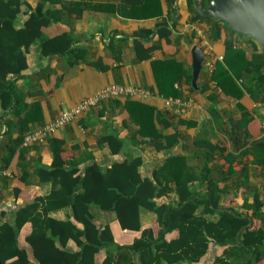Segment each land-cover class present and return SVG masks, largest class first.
<instances>
[{"label":"crops","instance_id":"crops-1","mask_svg":"<svg viewBox=\"0 0 264 264\" xmlns=\"http://www.w3.org/2000/svg\"><path fill=\"white\" fill-rule=\"evenodd\" d=\"M22 1L33 8L40 2ZM133 3L137 2H47V9L60 11L62 15L59 21L44 29V36L53 37L67 32L74 38V42L68 54L49 56L43 55L40 44L35 43L27 55L28 70L14 78L17 92L28 106L25 115L31 117L28 132L41 129L63 112L74 108L85 98L95 96L111 84L139 87L148 93L102 100L66 126L47 134L42 142L32 146L16 145L15 140L27 131H21L19 117H14L11 112L4 114L0 107V226L10 220L20 207L33 202L36 197H45L58 188L56 178L45 181L38 171L41 166L50 167L54 161L50 139L62 142L59 150L63 161L78 162L81 171L93 161L103 168H108L114 162L140 156L143 159L140 172L143 177H152L154 170L160 171L173 155L185 156L187 163L199 172L207 154L205 147L201 148L195 144V140L201 136L214 145L225 147L224 152L215 151L214 158H211L209 163L217 167L213 175L220 180V187L229 189L227 196H223L222 206H232L251 215L252 210L242 207L245 199L253 202L255 192L264 199V169L260 165H254V155L251 152L241 155L242 150H249L255 142L264 137V98L260 95L259 99H255L246 90L242 97L236 98L224 93L212 79L216 62L223 61L226 54L227 39H232L235 47L243 49L248 60L264 51L261 45L247 35L232 34L225 27L221 37L213 39L210 35L211 24L207 20L192 21L194 13L190 10L188 0H175L176 14L173 17L169 14L166 0L155 2L154 9H158V6L161 8V13L156 16L130 17L126 13L132 11ZM22 10L17 19L18 27L23 26L29 16L25 6ZM164 24H167L171 31L169 41L157 33ZM142 31L151 33L142 38L138 34ZM153 44L156 45L155 49L152 52L146 51V48ZM196 45L203 50L205 60L197 80V88H194L187 76L190 74L193 79L192 48ZM167 59L176 60L186 73L176 85L180 95L175 97L186 103L184 106H167L168 98L159 93L154 64ZM208 62L213 64L212 70L207 67ZM190 99L193 100L192 103H188ZM130 101L150 105L155 109V114L165 115L172 125L164 126L155 117L157 130L164 136L177 133L179 141L168 149L156 148L150 137L142 136L140 125L132 115L134 108L128 107ZM241 107L250 113L249 137L245 136L247 128H240V125L243 126L244 117ZM213 108L219 110L221 115L217 123L212 116ZM8 121H11L10 125ZM228 131L241 139L232 143L228 138ZM108 134H115L123 140L124 147L121 152L112 153L108 144H100V139ZM163 144L165 145V141ZM14 146L17 149L7 165L6 158ZM235 156L238 158L231 164L228 158ZM159 173L164 176L163 171ZM195 186L199 192H207L206 184L196 181ZM82 191L83 189L79 188L77 192ZM176 199V193L172 192L163 194L159 201ZM144 210L147 209L141 210L143 229L151 227L157 236L159 224L156 214L147 210L148 214L144 215ZM91 211L99 226L110 223L116 241L120 244L132 243L135 237L141 234L138 231L122 230L112 211H105L96 206H92ZM49 216L57 220L71 218L77 226L82 227L74 218L71 205L52 210ZM208 217L216 219L217 215ZM31 230V224L27 223L20 233L19 241L24 247H29L26 237ZM177 236L178 233L173 232L167 238L171 240ZM68 246L74 251L80 250L73 239L68 241ZM227 249L228 247L212 243L205 257L196 264H211L217 257H224L233 263V257L227 259ZM105 256L106 251L102 250L99 261ZM31 260L30 264H36L33 257Z\"/></svg>","mask_w":264,"mask_h":264},{"label":"trees","instance_id":"trees-1","mask_svg":"<svg viewBox=\"0 0 264 264\" xmlns=\"http://www.w3.org/2000/svg\"><path fill=\"white\" fill-rule=\"evenodd\" d=\"M60 1L40 0L33 8L22 0H0V107L4 114L11 112L14 117H19L21 131H27L31 117L25 115L28 106L18 94L14 78L28 70L30 48L39 43L45 56L66 55L72 50L74 38L71 34L64 32L53 37L44 36V29L59 21L62 15L60 11L47 9L46 4ZM133 1L137 3H133L132 11L126 13L130 17L147 18L161 13L159 6L154 9L158 0ZM166 2L170 16H175V0ZM188 2L194 13L192 21L207 20L211 24L210 35L213 39L221 37L223 27L237 34L224 21L197 12L193 0ZM210 2L205 0V7ZM23 6L27 8L29 16L23 26L18 27L17 19L23 12ZM168 27L164 24L157 30L159 36L167 41L171 34ZM150 33L142 31L138 34L143 38ZM155 47L153 44L146 51L152 52ZM138 48H141V44ZM154 68L159 93L167 98L178 97L180 91L176 85L186 74L180 64L174 59H167L156 62ZM187 77L191 83L192 75ZM212 79L224 93L236 98L242 97L244 90L255 99H259L260 95L264 98V51L248 60L245 51L235 47L232 39H227L226 54L223 61L216 62ZM128 107L134 108L132 115L140 125L142 136L150 137L156 148L168 149L179 141L177 133L164 136L157 130L155 117L164 126H171L172 122L161 113L155 114L152 106L130 101ZM241 109L243 126L238 125L241 129L247 128L245 136L249 137L250 113L244 107ZM211 112L217 123L221 116L219 110L213 108ZM7 123L10 125L11 121ZM27 132L15 140L16 145H23ZM227 135L232 143L241 139L231 131ZM50 143L54 161L50 167L41 166L38 171L45 181L56 178L59 186L49 195L36 197L33 202L20 207L10 220L0 226V264H30L32 257L36 264H196L205 257L212 243L228 247L225 253L227 259L233 257V263L224 257H217L211 264H264V199L257 192L253 202L245 199L242 207L252 210L251 215L232 206H222L223 196H227L229 189L220 187V180L213 175L217 167L209 163L215 151L224 152V146L214 145L210 140L198 136L195 144L205 147L207 153L199 172L187 163L185 156L173 155L160 168L164 176L156 169L152 177H143L140 172L143 159L140 156L114 162L108 168L93 161L81 171L78 162L63 161L59 150L62 146L60 140L50 139ZM100 144H108L112 153H119L124 147L123 140L115 134L103 136ZM16 149L15 146L10 149L7 165ZM248 152L254 155V165L264 169V137L249 150H242L241 155ZM237 158L228 159L233 164ZM196 181L206 184L207 192H199ZM79 188L83 191L77 192ZM172 192L176 193V200L159 201L163 194ZM68 205L73 207L74 218L82 227L77 226L71 218L57 220L49 216L50 211ZM92 206L112 211L122 230L138 231L141 232L140 236L129 244L118 243L110 223L97 224ZM142 209L156 214L159 224L157 236L151 227L143 229ZM209 215L217 217L210 219ZM27 223L31 224L32 230L26 237L29 247H24L20 244L19 236ZM173 232L178 233L177 238L168 240L167 236ZM70 239L76 241L79 251L69 248ZM102 250L106 251V256L100 262Z\"/></svg>","mask_w":264,"mask_h":264},{"label":"water","instance_id":"water-1","mask_svg":"<svg viewBox=\"0 0 264 264\" xmlns=\"http://www.w3.org/2000/svg\"><path fill=\"white\" fill-rule=\"evenodd\" d=\"M194 9L200 14L214 20H221L238 34L255 39L264 50V0H211L205 7V0H193ZM193 79L197 88L205 54L198 46L192 48Z\"/></svg>","mask_w":264,"mask_h":264},{"label":"built area","instance_id":"built-area-1","mask_svg":"<svg viewBox=\"0 0 264 264\" xmlns=\"http://www.w3.org/2000/svg\"><path fill=\"white\" fill-rule=\"evenodd\" d=\"M207 67L209 69H213V64L208 62ZM148 91L133 86H125L120 84H111L105 88H103L98 94L92 97L85 98L82 100L78 105L74 108L63 112L59 115L54 121L50 122L46 126L42 127L33 132H27L25 139H24V146H32L37 143L42 142L46 135L53 132L58 128H62L72 122L75 118L79 117L84 112L88 111L93 106H96L102 100L108 99H115L120 98L127 95H134V94H147ZM193 100L190 99L188 103H192ZM167 106L178 105L184 106V103L180 98H168L166 99Z\"/></svg>","mask_w":264,"mask_h":264},{"label":"rangeland","instance_id":"rangeland-1","mask_svg":"<svg viewBox=\"0 0 264 264\" xmlns=\"http://www.w3.org/2000/svg\"><path fill=\"white\" fill-rule=\"evenodd\" d=\"M149 211L147 210H144V215L148 214ZM151 213V212H150Z\"/></svg>","mask_w":264,"mask_h":264}]
</instances>
